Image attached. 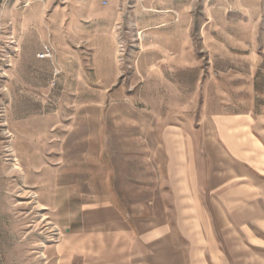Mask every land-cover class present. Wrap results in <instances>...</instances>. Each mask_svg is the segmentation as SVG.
I'll list each match as a JSON object with an SVG mask.
<instances>
[{
  "label": "rangeland",
  "instance_id": "rangeland-1",
  "mask_svg": "<svg viewBox=\"0 0 264 264\" xmlns=\"http://www.w3.org/2000/svg\"><path fill=\"white\" fill-rule=\"evenodd\" d=\"M2 5L0 26L14 23L0 36L5 264L6 251L13 264H60L47 248L98 230L82 220L94 207L179 215L177 184L188 177L190 195L208 203L203 183L225 162L221 144L237 152L238 131L253 155L264 152V0ZM45 45L52 57L41 59ZM98 58L115 59L114 84L97 77ZM243 208L264 214V196Z\"/></svg>",
  "mask_w": 264,
  "mask_h": 264
},
{
  "label": "crops",
  "instance_id": "crops-1",
  "mask_svg": "<svg viewBox=\"0 0 264 264\" xmlns=\"http://www.w3.org/2000/svg\"><path fill=\"white\" fill-rule=\"evenodd\" d=\"M16 1L4 3L3 11ZM96 64L97 77L114 84L119 76L115 59L98 58ZM237 136V152L227 151L221 144L220 155L225 162L211 170L203 183L210 191L208 203L190 195L196 182L188 177L177 184L178 189L186 191L177 203L179 215H133L116 203L109 204V211L101 214L97 212L99 207H94L82 220L98 223V230L77 228L54 248L49 246L48 251L59 253L60 264H101V259L106 264H264V214L243 212L246 200L264 196V183L258 180L264 179V152L260 148L253 155L250 149L254 146H249L245 131H238ZM187 168V174L191 168L195 176V167L189 161ZM245 240L254 256L251 259L244 256ZM6 261L14 263H10L7 251Z\"/></svg>",
  "mask_w": 264,
  "mask_h": 264
},
{
  "label": "built area",
  "instance_id": "built-area-1",
  "mask_svg": "<svg viewBox=\"0 0 264 264\" xmlns=\"http://www.w3.org/2000/svg\"><path fill=\"white\" fill-rule=\"evenodd\" d=\"M19 1L21 2V0H19ZM4 30H12V32L14 31V23L12 20H11L10 25L0 26V36L2 35V33H4ZM38 57L41 59L52 57L51 47L49 45H45ZM0 264H5L4 253H3V249L1 247V243H0Z\"/></svg>",
  "mask_w": 264,
  "mask_h": 264
},
{
  "label": "bare ground",
  "instance_id": "bare-ground-1",
  "mask_svg": "<svg viewBox=\"0 0 264 264\" xmlns=\"http://www.w3.org/2000/svg\"><path fill=\"white\" fill-rule=\"evenodd\" d=\"M5 1H9V0H1L0 1V7H1V5L5 2ZM88 13H90V12H88ZM12 135V134H11ZM13 154V153H12ZM17 160V159H16ZM13 167V166H12ZM14 168L15 169H19L20 167L16 164V165H14ZM20 169H22V168H20ZM23 170V169H22ZM22 170H21V172H22ZM31 195V194H30ZM32 196V195H31ZM36 196V195H35Z\"/></svg>",
  "mask_w": 264,
  "mask_h": 264
}]
</instances>
